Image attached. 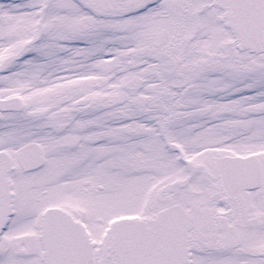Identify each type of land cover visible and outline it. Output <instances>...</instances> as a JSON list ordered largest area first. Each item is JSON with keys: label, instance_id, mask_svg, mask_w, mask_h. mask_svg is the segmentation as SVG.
<instances>
[{"label": "snow or ice", "instance_id": "obj_1", "mask_svg": "<svg viewBox=\"0 0 264 264\" xmlns=\"http://www.w3.org/2000/svg\"><path fill=\"white\" fill-rule=\"evenodd\" d=\"M0 264H264V0H0Z\"/></svg>", "mask_w": 264, "mask_h": 264}]
</instances>
